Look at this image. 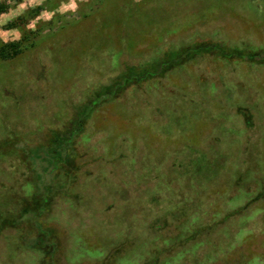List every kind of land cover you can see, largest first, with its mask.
<instances>
[{
  "label": "rangeland",
  "instance_id": "rangeland-1",
  "mask_svg": "<svg viewBox=\"0 0 264 264\" xmlns=\"http://www.w3.org/2000/svg\"><path fill=\"white\" fill-rule=\"evenodd\" d=\"M0 2V264H264L260 56L197 55L96 97L193 42L262 56L264 0ZM71 123L73 152L43 168L37 146Z\"/></svg>",
  "mask_w": 264,
  "mask_h": 264
},
{
  "label": "trees",
  "instance_id": "trees-1",
  "mask_svg": "<svg viewBox=\"0 0 264 264\" xmlns=\"http://www.w3.org/2000/svg\"><path fill=\"white\" fill-rule=\"evenodd\" d=\"M5 8H6V3L0 2V12H2ZM13 23L15 24L14 21H13ZM11 24H12V22H11ZM19 50H20V48H18L17 44L9 43V45H7L6 50L1 55L3 57H11L15 53H17ZM202 54L216 55V56L221 57L223 59H239L242 55L247 54L248 56H250L249 58L247 57V59L253 60V59H255L256 56H260L258 59H256V61H258V62L264 61V55H263L264 49H262V56H261L260 55L261 51H259V50H250V49H247L245 47H238V46H234V45H230V44H221L218 41L193 42V43L188 44L186 46L166 51L164 56L159 57L158 59L161 62L169 61V64L166 65L165 67H163L162 69L160 68L158 71L154 70V68L156 67L155 65H157V63L155 64V62H157V60H156L157 58L150 61V63H149L151 65L150 71H152V72H149V70H148L147 73L142 74V75H136L137 74L136 71L139 69L142 70V67H140V66L138 67V65H126L125 68L128 70V74L123 73L124 70L119 72L118 75L111 82L101 85L100 90L96 93V97L97 98L102 97L100 99L105 100L107 96H110V95L116 96L117 94H119L121 92V90L127 84H130L131 82L138 83L143 79H146L150 76H153L154 75L153 71L158 72V74H163L162 72L165 73L166 70H168L171 66L178 65V64L182 63L183 61L190 60V59L194 58L195 56L202 55ZM169 58L174 59V61L173 60L170 61ZM103 95H105V97H103ZM92 101H93V99H91V103H88V105L86 103L84 108L82 106L81 109L77 110L76 116L73 118V121H78V120L82 121L84 118H86L88 116V114L90 113L92 106L94 104V102L92 103ZM73 124L74 123H71V125L67 128L68 130H69V128L71 130L75 129L76 131L73 130V133L71 132L68 134L67 129H66V131H63L60 133L53 131V136H52L50 143L37 146L38 147V156L41 157L42 159L49 160L47 162V164L44 163L42 165L43 168L46 169V168L50 167L51 164H53V163L56 164V162L60 163L59 161L64 162L71 155V152H73L71 140L74 137V135L79 131L78 129H76L74 127ZM42 149H44V150H42ZM43 153H45V154L43 155ZM48 191H50L49 188H48ZM45 199H46V197H45ZM42 205H44V206H42ZM42 205L40 204V202H38L37 209L43 208V211H44L49 207V205L46 203V200L44 201V203ZM32 212H33L32 210H26L23 213V215L24 216L27 215L29 217V216L33 215ZM45 231L46 232L42 231V233L44 235L48 234V233H50L52 235V233H54L53 232L54 229L50 228V227H48V228L46 227Z\"/></svg>",
  "mask_w": 264,
  "mask_h": 264
}]
</instances>
